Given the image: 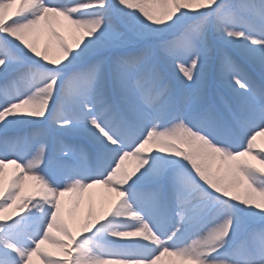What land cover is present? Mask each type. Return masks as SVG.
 Listing matches in <instances>:
<instances>
[{
    "label": "snow or ice",
    "instance_id": "6c2138e0",
    "mask_svg": "<svg viewBox=\"0 0 264 264\" xmlns=\"http://www.w3.org/2000/svg\"><path fill=\"white\" fill-rule=\"evenodd\" d=\"M0 264H264V0H0Z\"/></svg>",
    "mask_w": 264,
    "mask_h": 264
},
{
    "label": "rangeland",
    "instance_id": "374dc122",
    "mask_svg": "<svg viewBox=\"0 0 264 264\" xmlns=\"http://www.w3.org/2000/svg\"><path fill=\"white\" fill-rule=\"evenodd\" d=\"M65 36L67 37V33H65ZM47 37H41L40 39V45L43 46L46 42H47ZM102 195V190H97L96 191V195H95V199L93 200V207L95 209H98L100 206V196ZM87 211L86 207H82L79 212L80 215L83 216L85 214V212Z\"/></svg>",
    "mask_w": 264,
    "mask_h": 264
}]
</instances>
